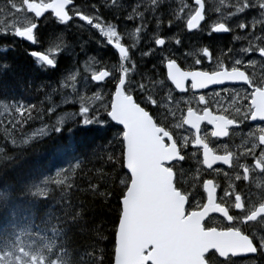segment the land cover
<instances>
[{"label": "trees", "instance_id": "trees-1", "mask_svg": "<svg viewBox=\"0 0 264 264\" xmlns=\"http://www.w3.org/2000/svg\"><path fill=\"white\" fill-rule=\"evenodd\" d=\"M90 1H94L93 5L90 4L93 8L98 5L97 8L101 9L99 0ZM140 2L123 0L124 9L117 13L118 18L123 22L127 14H137L133 8L137 9ZM188 2L193 6V0ZM168 21L166 15L163 24L167 25ZM178 27L184 35L179 31L176 38L200 37L205 41L202 47L210 46L216 55H227L229 52L226 44L229 36L214 34L215 38L209 40L200 31L189 34L186 29L183 30L182 23ZM44 34L43 31L41 36ZM0 47L9 48L0 52V105L10 108L9 113L0 119V186L4 185L0 189L4 193L0 196V253L8 254L18 249L21 233L23 244L33 247L46 264H98L96 256L101 247L105 249L103 264H111L113 231L119 214L118 197L124 186L117 181L127 179L123 167L124 156L119 155L118 142L113 144L110 138L112 134L105 128L92 126L93 131L81 133L78 124L71 122L60 125L63 129L60 134L43 135L28 144H21V140L28 138L38 128L57 123L52 106L59 101L60 74L68 64L66 59H62L64 63L61 67L41 71L28 55L32 47L27 46L30 50L23 51L21 41L10 46L5 40H0ZM96 54L105 64H108L107 57H116L114 52L111 56ZM142 62L148 68L152 67L150 59H142ZM7 65H11V68L3 74ZM153 66H157L154 71L161 73L159 59L153 61ZM141 70L139 73H142ZM29 82L32 87L28 86ZM39 84L43 87L34 90L35 85ZM16 101L35 105L33 115L36 116L39 110L41 118L13 129L8 120ZM71 133L75 146L73 155L78 158L79 164L69 172L65 182H52L46 191L40 193L39 185L55 170L66 165L58 149L68 143ZM113 151L117 156L115 165L107 158ZM112 168L115 170L110 171ZM101 191L107 193V199L98 194ZM83 253L87 255L83 256Z\"/></svg>", "mask_w": 264, "mask_h": 264}, {"label": "snow or ice", "instance_id": "snow-or-ice-1", "mask_svg": "<svg viewBox=\"0 0 264 264\" xmlns=\"http://www.w3.org/2000/svg\"><path fill=\"white\" fill-rule=\"evenodd\" d=\"M111 6L113 8H119L124 9V4L121 2V0H110ZM28 5H32L33 7H28ZM194 7L189 6L188 4H181L179 7L181 10L184 8L188 9V13L185 16L177 15L176 6L173 3H170L169 0H148L147 4H144L142 7H140L139 12L137 15L140 18L141 26L137 27L136 33L140 34L141 29L143 28L146 30L145 19H148V17H153L156 19V28L154 31H160L161 25L163 24V16L167 13L170 17L169 22L167 24L168 29L170 30V36H176L177 32L181 31L178 27L179 24H183V30H187L188 32H192L193 30H199L201 33H205L206 37L209 40H212L215 38L214 34H227L230 32H234L235 29L244 30L243 36L235 35L233 38L236 41H239L241 39L248 40L247 47H243L241 51L243 53H250L252 51L258 53L259 57H261V60L259 63L264 65V44H261V41H264V0H242V3H239V7L236 8L234 4H230L229 9L230 11L227 12L224 22H214L212 19L207 17L205 13V6L203 3V0H194ZM23 9H21L19 6H17L13 0H10V8L11 11L14 9L16 12L25 10L26 14H32L31 19L28 21V23L23 27H15L13 28L12 34H14L15 37L26 40L27 42L32 43L35 39L34 31L40 27L41 20L47 19L51 14H53L54 6L51 4L50 0H25ZM42 9V11H38L37 9ZM235 9V10H234ZM67 11H70L68 9ZM94 12L96 14H99L100 10L96 6H94ZM133 12H136V9L133 8ZM247 12V16H244L242 14ZM48 13L49 15H45ZM119 13V12H117ZM239 18L236 19L233 23H228V20H230L232 17L238 16ZM99 15V19H100ZM257 17L259 18L257 20ZM25 19L27 16L24 17ZM71 16L68 17L67 20H64L61 18V23H68L69 20H71ZM126 19L128 20H134L136 19V15L128 14L126 16ZM101 20V19H100ZM175 21V23H174ZM257 23H259V31H256L257 29ZM195 24V27L192 25ZM117 35H121L120 32L117 31V27L114 29ZM26 33V34H25ZM253 34H255L253 36ZM122 39V37H121ZM166 42L169 44V42L172 43V40L169 37H156L154 40H152V43L154 44V47L148 50H145L142 52L143 56L152 57L157 56L159 58V64L161 66V79L159 80L160 87L168 92V100H173L174 96L173 93L177 90L179 93H185V92H192L193 96H198V103L203 104L204 107L202 109L198 110L199 115H203L205 110L212 112L210 105L206 101L207 92L203 91H193V90H209L213 94L218 95L220 91H228L230 95H232V88L229 87L227 89H217L215 87L211 86H221L225 84L230 85H240L244 88L243 94L238 97L240 107L236 108V112L240 113V115L243 117V119H237L233 118L231 116H228L230 123L228 128L223 131L221 134L213 135L212 137L215 138H227L230 136V130L231 126L236 125L239 126L242 123H245L247 121H260L264 122V116H257L255 114V109L253 108L255 96L258 91L264 92V80H257L254 79L255 72L249 73L248 66H255L257 63L256 60L252 58V56H248L247 60H244L242 58L232 59L231 63H228L225 60L219 59V56L215 54L214 51L210 50V46L203 47L202 55L196 54L191 57V63L190 64H183L179 63L176 58H173V49H168L166 47ZM254 42H259L258 44L253 47L252 45ZM175 44L179 46L181 44V39L177 38L175 39ZM111 47V44L109 45ZM115 52L118 54V71L113 70H104L103 72L106 73V76L103 79L95 78L94 75L91 76V80L94 82H97V84L100 87H103L107 95H104L103 97L98 93L96 96V99L98 103L95 106H81L79 108V111L76 113V116L79 117V119L73 120L74 123L78 124V129L81 133H88L93 131L92 126H99L101 128H105L108 132H110L111 140L113 144L118 142L119 146V155L124 156L127 152V138L128 135H130V128L127 126L124 122L118 121L113 118L112 116V102L113 99L117 93V90L122 87V91L125 95L131 96L134 103L138 106V108L145 113H148L153 120V122L156 124L159 128H164V121L161 119L162 116L165 118L168 115H175L174 112L172 113H161L160 112V104L161 101H158L157 98L153 97L152 93L148 91V85L142 82V79H136V74L131 75V77H134V79L131 80V82L126 81L123 86L120 84V78L122 75V71L120 68V64L123 62L122 58L120 57V53L115 49ZM35 50H32L29 52V55H32V52ZM228 51H231L229 48ZM187 60L188 57H185ZM59 58L56 59H46L44 63H41L39 61H36V66L41 71H48L49 69H55L57 67ZM215 61V62H214ZM170 63H176L180 66V68L184 71H198V72H204L207 71L209 73L215 71L226 69L228 72H240L242 73V77L236 78V79H227V80H221L209 85H206L203 88H193L191 79L188 80L186 86L184 89L177 88L176 84L173 82V80L169 76V69L168 65ZM128 69L132 68L135 69L136 65L134 64H127ZM203 65V67H200ZM11 65H7L6 70L3 74H6L8 72L7 69H10ZM101 71H98L96 74L100 73ZM130 76L129 72L126 74ZM139 76L143 77V73H139ZM153 78L155 79V74H153ZM29 87H32L31 82L28 83ZM111 86V88H109ZM41 87H43L42 84L35 85L34 90H39ZM201 97L204 99L201 100ZM156 106V112L155 114H150L151 109L149 106ZM196 111L193 107L189 106L186 110V116L188 114V110ZM33 110H35V105H29L27 103H23L21 101H16V106L13 108V114L10 116L8 120V124L15 129L17 126H23L28 124L29 121H33L37 118H41V114L39 110H37V115H33ZM223 111V109H221ZM46 114V113H45ZM213 115H220V114H214ZM184 118V117H183ZM207 123V125L212 126V133L216 132V125L209 120L205 119L201 121L200 124V131L199 135H201V126L203 123ZM62 123V122H61ZM189 126V125H188ZM253 127H255L253 125ZM190 128L194 131L196 129L194 127ZM165 131H169L168 128L164 129ZM63 131L62 127L59 123H53L47 128H41L39 130L40 135H49L52 134H60ZM171 135V133L169 132ZM33 135H36L34 133ZM251 135V133H250ZM174 139V137H173ZM109 142V139L106 141V143ZM165 144H170L171 141L168 139V137L164 138ZM194 148H201L203 147V142L200 144H193ZM189 147V144L184 143V139L180 140L177 143V149L184 148L185 152L187 148ZM210 147V145H209ZM212 148V147H210ZM60 150H68V151H74L75 146L69 140V142L66 145H62ZM213 150V148H212ZM185 152H179L177 154V157L175 160L170 162L168 164L169 167H173V172L175 174L176 166L180 167L181 162L185 161L186 156ZM213 153L216 154V152ZM219 156V159L216 160L214 164H207V169H213V166L216 164H222L227 166L229 169H242V171H237L235 173V180L236 181H247L249 180V174L253 170H258V172L262 175H264V126H262L259 129V132L254 135V138L250 143H248L243 151H237L235 153V159H234V152L231 150H225V154H216ZM251 158V163H242V160H247L248 158ZM110 161L113 162V165L117 162V156L115 155V151H113V154L109 155L107 157ZM78 159V158H77ZM202 160H203V153H202ZM124 169L127 173V179L126 180H118L117 182L120 184H123V188L121 191L120 196L118 197V205H119V214L117 221L115 223V228L113 231V239H112V253H111V264H117L116 259V247H117V236L119 233V227H120V219L123 218L124 213V206L125 201L128 196V190L131 186V178H132V172L130 168L127 166V163L125 162L123 164ZM115 168L110 169V171H114ZM208 179L204 181V183H207ZM212 183L216 185L217 183H214V180H212ZM4 187L0 186V189ZM218 188H216V200L215 203L220 204L222 198L224 197H231V203L232 207L228 208L227 205L221 204V207H224L227 211V216L224 217L226 221L227 227L224 229H217L222 231H236L239 232V234L243 237H245L248 247L242 248L235 251H228L226 253H222L219 249L213 247L210 248L205 254H204V260L206 264H212L213 259L219 261V264H264V212H261L259 215H255V218H252L254 214L257 212L258 209L264 208V203H256L252 197L244 191L240 187V185L232 184L229 186V188L220 190V196L221 199L218 200ZM230 189V190H229ZM203 192L205 195V202L200 203L198 200L192 201V211H196L197 209L202 210L204 205L207 204L208 201V194L207 191L203 189ZM99 195L105 196L107 199V193L101 191L98 193ZM3 191H0V196H3ZM188 207L186 206L185 215H188ZM214 214V213H210ZM209 214V215H210ZM215 214L221 215V213L217 212ZM51 215V213H49ZM255 225L257 228V232L259 235H257V232L253 231H245V229L250 228L252 225ZM205 231H208L209 229L205 225L204 227ZM105 249L103 247L100 248L98 256H96L98 260V264H103V261L105 259ZM94 254V253H93ZM87 255V253H83V256ZM239 258V259H237Z\"/></svg>", "mask_w": 264, "mask_h": 264}, {"label": "water", "instance_id": "water-1", "mask_svg": "<svg viewBox=\"0 0 264 264\" xmlns=\"http://www.w3.org/2000/svg\"><path fill=\"white\" fill-rule=\"evenodd\" d=\"M73 3V0L51 1L54 6V16L59 20L61 18L67 20L69 17L67 9ZM28 7L33 6L28 5ZM37 10L42 11L39 8ZM192 26L195 27V24ZM33 43L34 40L30 44ZM111 46L120 53L122 59L128 55L125 47L118 44H111ZM32 56L42 61L50 59L43 53H33ZM168 69L170 78L179 89H184L189 79L192 81L193 88L199 89L221 80L240 78L243 75L236 71L228 72L226 69L214 74L198 71L185 72L176 63H170ZM105 76L106 73L101 72L94 77L103 79ZM124 83L125 76L120 82L121 86ZM228 85L230 84L211 87ZM193 91H207V89ZM253 108L257 116H264V92H257ZM112 116L130 128L124 163H127L132 172L131 186L128 190L117 236V264H201L204 263V254L210 248L215 247L222 253H226L248 247L246 239L239 234L226 237L220 232L203 230V222L213 215L210 213L219 212L221 216L226 217L224 210L216 208L215 196L210 187L207 190L209 198L205 208L200 212L192 213L184 221L182 220L187 200L186 198L179 200L175 198L177 194L173 187L174 176L167 168L168 164L175 160L179 150L171 135L157 127L150 115L140 110L131 96L124 94L122 87L117 90L113 99ZM205 119L209 120L207 117L195 116L193 112L187 114L185 126L189 129H191L190 126L196 129V131L193 130L196 135V144L201 143L200 124ZM218 126L216 125L214 135L226 130ZM165 137L171 141L169 147H166L164 143ZM202 148L203 165L207 168L206 165L214 164L219 156L214 155L212 150L204 144ZM220 165L222 164L218 163L213 168ZM261 212H264V208L257 215ZM151 248L152 252L145 255Z\"/></svg>", "mask_w": 264, "mask_h": 264}, {"label": "rangeland", "instance_id": "rangeland-1", "mask_svg": "<svg viewBox=\"0 0 264 264\" xmlns=\"http://www.w3.org/2000/svg\"><path fill=\"white\" fill-rule=\"evenodd\" d=\"M144 1V3H143ZM235 0H205L206 2V13L208 15L211 14V19L214 22H224V18L228 12L227 9L232 4ZM13 2L19 6L21 9L24 8L23 6V0H13ZM170 3H173L177 8V15L180 16H185L188 13V9L184 8L183 10L180 9L181 4H189L187 0H169ZM237 2V4H236ZM242 3V0H236L233 4L237 6L236 8L239 7V3ZM143 3V4H142ZM148 0H142L140 4L137 6L138 8L136 9L135 13H138L140 10V7H142L144 4H147ZM142 4V5H141ZM191 6V5H190ZM194 7V6H193ZM10 8V0H0V40H5L7 43H10L11 46H15L19 44V39L12 34L13 28L21 27L23 28L28 21L31 19V16L29 14H26L25 10H21L16 12L14 9L11 11L9 10ZM225 8V9H223ZM235 10V9H234ZM179 11V12H178ZM230 11V9H229ZM80 16L86 17L88 20L92 21L95 26V28L91 27L88 23L84 22L81 20L80 16H76V22L73 25L74 29H76L77 37L74 40L69 39V35L66 32H62L61 35L56 37L55 39L51 40V43L47 49V55L51 57V59H56L60 57H67L70 58V64L66 67L64 74L61 77L60 80V89H61V97L59 98L58 103L54 102L56 106L53 104L52 108L54 109V114L56 116L55 120L57 123H59L61 126H65L67 124H70L73 122L74 118L79 119L78 116H76V113L79 111V108L81 106H95L98 101L96 99L97 94L99 93L102 97L104 95H107L103 87L97 86L93 83L91 80L92 75H96L98 72V67L100 66V59L98 55H91L89 51H86L87 47H91L94 49L95 52L101 53L100 50V45H104L105 40H103V36L106 37L107 39L111 41L118 42L120 44H123L127 46L128 51L130 52V56L123 60V62L120 64L121 71L126 75L128 72L130 76H127L128 82H131L134 77H131V75L136 74V78H141L139 74V69H142L143 77L146 78L145 81L143 80V83H147L148 85V91H150L153 95V97L157 98L158 101H161V108L165 107L169 109L172 112L175 113L174 117L179 116L180 114H177L178 111L185 106V104L189 105L192 104V102H196L195 100L186 97H182L178 99L175 96V93H173L174 99L173 100H168V92L160 87L159 80L161 78L157 77L156 74L158 72L154 71L156 67L153 69L146 68L145 64H142V57L143 58H148L147 56H143L141 53L145 50L151 49L154 47V44L152 43V40H154L156 37H169L172 40V43L169 42L167 44L166 42V47L168 49H173V53H177L178 47L175 44V36H170V31L167 27V25H161L160 31H154L156 28V19L153 17H148V19H145V24L146 25V30L143 28L141 29V33L137 34L136 33V28L141 26V21L139 16H136V19L131 20L130 24H127L129 21L128 19H125L122 22V30H120L119 25H112V24H107L104 20L99 19L97 17V14L87 16L85 14L79 13ZM180 13V14H179ZM247 13V12H246ZM245 14V16H247ZM182 14V15H181ZM242 14V15H244ZM96 15V16H95ZM133 15V14H132ZM165 15H168L167 13ZM165 15L163 16L162 19H165ZM27 16L25 19L24 17ZM97 17V18H96ZM235 18V19H234ZM239 18L238 16L232 17L231 20H228V23H233L236 19ZM168 19H170L168 15ZM234 19V20H233ZM259 18H257L258 20ZM50 19L45 20V24H49ZM233 20V21H232ZM154 21V23H153ZM134 22V23H132ZM148 22L150 24H148ZM175 23V21H174ZM135 25V26H134ZM117 27V31L120 32L121 35H117L114 29ZM256 31H259V23H257V29ZM244 30L240 29H235L234 33L236 35L243 36ZM241 33V34H240ZM8 35V36H7ZM255 34H253L254 36ZM122 37V39H121ZM93 39H96L99 41L97 43ZM174 40V41H173ZM242 41V42H241ZM232 43H236L237 47L229 56L230 59H227L228 63H231L232 59L237 58H242L244 60L248 59V56H252L254 60L257 61L258 53L254 51L250 53H243L241 49L243 46L247 47L248 45V40H239L236 41L234 38L231 39ZM15 43V44H14ZM241 43V44H239ZM245 43V44H244ZM259 42H254L252 45L255 47V44H258ZM14 44V45H13ZM100 44V45H99ZM243 44V45H242ZM261 44H264V41H261ZM54 46V47H53ZM3 48V49H2ZM130 49V50H129ZM141 49V50H140ZM8 48L6 49L5 47H1L0 51H7ZM236 51V52H235ZM140 52V53H139ZM237 54H235V53ZM133 54V55H132ZM179 54L181 52L179 51ZM201 53L197 52V49H191L185 51L184 54L178 55V58H183L184 60L185 57H188L187 64L191 63V57ZM60 55V56H59ZM190 55V56H188ZM222 54H219V56ZM235 56V57H233ZM82 59V60H81ZM141 60V61H140ZM134 64L136 65L135 69L132 68H127V64ZM141 63V65H140ZM139 64V65H138ZM144 65V66H143ZM138 66V67H137ZM70 67V68H69ZM118 69V64L116 65ZM256 68H261L257 63L255 64ZM153 70V71H152ZM222 70V68L220 69ZM141 73V72H140ZM81 74V75H80ZM153 74H155V79L154 78H149L150 76L153 77ZM146 75V77L144 76ZM90 76V77H88ZM66 77V78H65ZM73 77V78H72ZM71 81V83H70ZM90 81V82H89ZM148 81V82H147ZM75 82V83H73ZM65 83V84H64ZM87 84V86H86ZM69 85V86H67ZM72 86V87H71ZM87 88V89H86ZM97 88V89H96ZM151 90H150V89ZM86 89V90H85ZM63 90V91H62ZM63 93V94H62ZM240 96L239 94H234L232 98L233 104L235 102H240L238 97ZM203 100V98H201ZM213 101L212 99H210ZM219 103H225L226 99L225 96H220V98L217 100ZM214 102V101H213ZM3 106V107H1ZM58 106V107H57ZM154 106V105H153ZM56 107V108H54ZM63 107V108H62ZM69 107H75V109H71ZM65 108V110H64ZM61 109V110H59ZM156 109V106H155ZM10 108L5 105H0V119L3 117L5 114L9 113ZM177 111V113H176ZM57 113V114H56ZM173 116V115H172ZM62 122V123H61ZM41 129V128H40ZM36 130L34 133L36 135L34 136L33 134L30 136L32 138H26L21 140V144H28L32 142L34 139L39 138L41 135L39 134V130ZM176 131L180 136H182V140L184 141L189 139L190 133L189 129H187L184 125L180 124L179 126L175 127ZM252 135L254 136L255 134L252 132V134H249L248 139L252 141ZM35 137V138H34ZM29 139V140H28ZM69 140L72 141V133L69 136ZM29 141V142H28ZM61 149V148H60ZM58 149L59 155H62V157L65 159L66 165L63 166V168L57 169L55 172L50 174L44 182L39 185V192L42 193L45 191L47 186H49L50 182H56V183H61L65 182L66 178L69 174V172H72L78 163V159L76 156L72 154L73 151H68V150H60ZM66 155V156H65ZM69 165H68V164ZM74 166V167H73ZM67 170V171H66ZM64 176V177H63ZM42 260V259H41ZM40 258L38 257V252L35 251L33 247L30 245L27 246L23 244L22 238H21V233L18 238V249H16L14 252H10L8 254H1L0 253V264H46L44 260L41 261Z\"/></svg>", "mask_w": 264, "mask_h": 264}, {"label": "flooded vegetation", "instance_id": "flooded-vegetation-1", "mask_svg": "<svg viewBox=\"0 0 264 264\" xmlns=\"http://www.w3.org/2000/svg\"><path fill=\"white\" fill-rule=\"evenodd\" d=\"M51 1H53V0H50V2ZM81 1H82V4H81ZM122 1L123 0H121V2ZM140 1H142V0H140ZM73 2H74L73 5L70 8H68V9H70V11H67L68 15L72 17L70 20V23H68V24L61 23L60 20L54 16V14H51L47 18V19H50L49 24H45L46 19H42L40 27L34 31L35 39H34L33 44H30V43L24 41L23 39H21V50L28 51L30 49H28L27 46H30V47H32L33 50H36V51H33L32 54L33 53H43V54L47 55L46 54L47 49L51 43V40L55 39L56 37L61 35L62 32H66V31H67L66 33L69 35L68 38L71 40H74L77 37V35H75L77 33L76 32L77 30L74 29L73 25L76 22V19H77L76 16H80V14H78L77 12L85 14L87 16H91V15H94L96 13L94 12V8L91 5H89V4H92L94 1L91 2L90 0H73ZM24 4H25V0H23V6H24ZM87 4L90 7V9H88L89 7L87 6ZM84 5H85V8H84ZM99 5L101 6V9H100L99 14H97L98 17H99V15H101L100 18L102 20H104L107 24L119 25L120 30H122V21L117 16V12L120 13L121 9H119V8L111 9L112 6L110 3V0H99ZM86 6H87V8H86ZM24 7H26V6H24ZM29 15L32 16V14H30V13H29ZM46 15H49V14L47 13ZM135 15H137V14H135ZM207 17H208V15H207ZM80 18L84 22L91 25V27L95 28L96 25H94L92 21L88 20L84 16H80ZM130 22H131V20H129L127 22V24H130ZM132 23H134V22H132ZM148 24H150V23L148 22ZM43 31L45 34L43 36H41V33ZM197 31H199V30H196L195 32H197ZM195 32H188V33L193 34ZM70 34H71V36H70ZM215 35H217V36H229V39L226 41V44L228 45V47L230 49H232V51L228 52V54L225 56L224 55L219 56V58L221 60L227 61V59L228 58L230 59V57H231L229 55L237 47L236 43H232V42L230 43V40L236 34L234 32H230L227 35H218V34H215ZM197 38L190 39V40H189V38L181 40L182 45L181 44L179 45V49H178L177 53H173V58H176L179 63H183V64L187 65L188 59L184 60L183 59L184 57L178 58L177 56L184 54L185 51H187V49L191 50L193 48L197 49V52L202 53L201 52V51H203L202 44H204L205 41L203 42L200 37H197ZM175 39H176V36H175ZM93 40L96 41L97 43H99V41H97L96 39H93ZM103 40H105L106 43H104V45L99 44L101 53L107 54V56H111V54H113V52H114L116 57L115 58L107 57L106 61L108 62V64H105L106 62H104V61L100 62L101 64L98 67V71H101V72H103L104 70L118 71V69L116 67V65L118 64V54L113 49L114 47H112V46L110 47L109 45L110 44H118V45L123 46L127 49L128 55L124 59H122V61L127 59L130 56V52L128 51L127 46H125L123 44H120V43L115 42V41H111L104 36H103ZM198 41H199V43H198ZM183 45L185 48L183 47ZM109 49L111 50V52H107V50H109ZM93 50L94 49L90 48V47L86 48V51H89V53L91 55L96 56L97 52L95 53ZM179 51L181 52V54H179ZM29 52L30 51H28V55H29ZM29 57L31 58L34 66H36V61L44 63V61L36 59L32 55H29ZM258 57H259V55H258ZM103 58L104 57H102V59ZM156 58H157V56H152V57H148V58L142 57V59H148V60L150 59V63L152 64V67L150 69L154 68L153 61H155V60L157 61L159 59V58H157V59ZM50 59H51V57H50ZM62 59H64V57L59 58L58 63H57V67L58 66L61 67L63 65L64 60L62 61ZM65 59H66L67 64L69 65L70 64V62H69L70 58L65 57ZM260 60H261V57L257 58V64L261 67L260 69L256 68L255 66L254 67L248 66V71H249V73L255 72L254 79L264 80V65L259 63ZM145 66H146V68H148V65H145ZM200 67H203V65H201ZM220 71L221 70H215V71L211 72L210 74H214V73H217ZM185 72H194V71H185ZM204 72L209 73L207 71H204ZM124 76H125V82L128 81L127 76L122 72L120 82L123 80ZM156 76L159 78L161 77L160 73H157ZM141 78L138 77L136 79H141ZM149 78H153V77L150 76ZM94 84L99 86L97 83H94ZM229 87L232 88V93H233L232 95H230V93L226 90L220 91V93L218 95L213 94L209 90L203 91V92H207L206 101L210 105L211 109L213 110V113L214 114H220V115H213L212 112H209L207 110H205L203 115H199L198 110L202 109L204 107V105L198 103V96H193L192 92H185V93H179L177 91L174 92L175 96L178 99L188 96V98H191V99L196 101L195 103L192 102V104H189V105H187V104H185V106L183 105V107L178 111V113L176 111L177 114H180L177 117H174L172 115H168L166 118L164 116L161 117V119L164 121V128H162V129H165V128L169 129V131H165V132L167 134H169V132L171 133V137L172 138L174 137L173 140H174L176 146H177V143L180 140H182V136H180L178 134L175 127L179 126L180 124L185 126V122H186V118H187L186 110H187V107H189V106L196 109V111H193L190 109V110H188V112H193L195 116H199L200 118L207 117L209 120L213 121L214 124L219 125L218 128H220L221 126L223 129L228 128V124L230 123L229 119L227 118L228 116H231V117L237 118V119H239V118L243 119V117L240 115V113L236 112V108L240 107L239 102H235V104H233L232 98H233L234 94L240 93V96H241L243 94L244 88L240 85H235V86L228 85V86L217 87V89L218 90L219 89H227ZM109 88H111V86H109ZM127 96H129V95H127ZM220 96H225V99H226L225 103H222V102L219 103L217 101L220 98ZM201 98H203V97H201ZM210 99H212L214 102L211 101ZM149 107L151 109L150 114H155V112H156L155 106H149ZM221 109H223V111ZM160 112L161 113H171V111L169 109H167L165 107L161 108V106H160ZM253 125L255 127H253ZM262 126H264V122L263 123H252L251 121H247L245 123L240 124L239 126L233 125L231 127L229 137H227V138H215V137H212L214 135V133L211 134V131L213 130L212 127L207 125V123L205 122L201 126V135L202 136H200V140L209 149L212 150V148H213V150H214V152H216V154H225V150L233 151L234 152V159H235V153L237 151H243L244 147L248 143L251 142V140L248 139L249 134L250 133L252 134V132L254 134L258 133L259 129ZM189 133H190L189 139L184 141V143L186 145L189 144V147L187 148L186 152H185L184 148L179 149V152H185V156H186L185 161L181 162L180 167L176 166L175 174L173 172V167L167 166L168 170L171 171L173 173V176H174V186L173 187H174L175 194H177V195H175V198L178 200L181 198H186V200H187L186 206L188 207L189 214L185 215V211H186V208H185L184 216L182 218L183 221L187 217H189L192 213H196V212L201 211L200 209H197L196 211L191 210L192 201L198 200L200 203H204L206 194L203 192V189L207 191L209 187L212 188V193L215 196L216 188H217V186H219L217 196H218V200H220L221 199L220 190L229 188V186L232 184L240 185V187L242 189H244L246 194L250 195L256 203H264V175L260 174L258 172V170H253L249 174V180H247V181H236L235 180V173L237 171H242V169H229L225 165L216 166L213 169L205 168L203 165V160H202L203 148L202 149L201 148H194L192 146L193 144H196V135H195V132L191 129L189 130ZM220 133L221 132H219V134ZM240 137L242 138V140H240L241 139ZM253 138H254V136L252 135V139ZM209 145L212 148H210ZM169 146H170V144H166V147H169ZM238 146H241V147H238ZM236 147H238V148H236ZM213 150H212V152H213ZM216 154H214V155H216ZM216 156H218V155H216ZM245 162L250 164L251 158L249 157L246 161L242 160V163H245ZM207 179H208V182L204 183V181H206ZM212 180H214V183H217V184L214 185L212 183ZM207 194H208V191H207ZM208 198H209V194H208ZM215 200H216V196H215ZM207 203H208V201H207ZM221 204H225L228 206V208H231L232 207L231 197L222 198L220 204L215 203L216 208L217 209L219 208V210H224V212L227 216V211L224 207H221ZM206 205H204L203 209L205 208ZM261 210H262V208L258 209L252 218H255V215H257ZM205 225L209 229L208 231L220 232V233L226 235V237L228 235L233 236L234 234H239V232H236V231L217 230V229H224L227 227L224 216H221L219 214L214 213L213 215L209 216L202 224L203 230H204ZM248 230L253 231V232H257V228L254 224L250 228L245 229V231H248ZM208 231H205V232H208ZM257 235H259L258 232H257ZM243 238H245V237H243ZM152 250L153 249L151 248L148 252L145 253V255H148L150 252H152ZM237 259H239V258H237ZM203 261H204V263H201V264H206V262L204 260V256H203ZM212 264H219V261L213 259Z\"/></svg>", "mask_w": 264, "mask_h": 264}, {"label": "bare ground", "instance_id": "bare-ground-1", "mask_svg": "<svg viewBox=\"0 0 264 264\" xmlns=\"http://www.w3.org/2000/svg\"><path fill=\"white\" fill-rule=\"evenodd\" d=\"M96 1H97V0H96ZM139 1H140V0H139ZM235 1H236V0H235ZM235 1H234V2H235ZM141 2H142V1H141ZM187 2H188V0H187ZM234 2H233V3H234ZM88 3H89V2H88ZM137 3H138V1H137ZM143 3H144V1H143ZM143 3H142V4H143ZM233 3H232V4H233ZM240 3H241V2H240ZM94 4H95V3H94ZM142 4H141V5H142ZM236 4H237V2H236ZM89 5H90V4H89ZM91 5H93V4H91ZM138 5H139V4H138ZM87 6H88V4H87ZM87 6H86V8H87ZM135 6H136V5H135ZM189 6H190V5H189ZM88 7H89V6H88ZM92 7H93V6H92ZM96 7H98V5H97ZM128 7H129V6H128ZM236 7H237V6H236ZM84 8H85V5H84ZM176 8H177V7H176ZM228 8H229V7H228ZM88 9H90V7H89ZM223 9H225V8H223ZM99 10H100V9H99ZM227 10L229 11V9H227ZM230 10H231V9H230ZM206 11H207V10H206ZM178 12H179V11H178ZM207 12H208V11H207ZM121 13H122V12H121ZM132 14H133V13H132ZM179 14H180V13H179ZM206 14H208V13H206ZM123 15H124V14H123ZM181 15H182V14H181ZM246 15H247V13H246ZM95 16H96V15H95ZM109 16H110V15H109ZM165 16H166V15H165ZM210 16H211V14H210ZM244 16H245V14H244ZM97 17H98V16H97ZM97 17H96V18H97ZM118 17H119V16H118ZM123 17H124V16H123ZM209 18H210V17H209ZM257 18H258V17H257ZM234 19H235V18H234ZM234 19H233V20H234ZM230 20H231V19H230ZM233 20H232V21H233ZM166 22H167V21H166ZM168 22H169V21H168ZM153 23H154V21H153ZM229 23H230V22H229ZM163 25H164V24H163ZM169 31H170V30H169ZM177 34H178V33H177ZM181 34H182V31H181ZM240 34H241V33H240ZM182 35H184V34H182ZM232 35H233V34H232ZM238 35H239V34H238ZM242 35H243V34H242ZM7 36H8V35H7ZM234 36H235V35H234ZM184 37H185V36H184ZM181 38H182V37H181ZM186 38H187V37H186ZM186 38H185V39H186ZM174 39H175V37H174ZM187 39H188V38H187ZM197 39H198V38H197ZM182 40H183V39H182ZM189 40H190V39H189ZM243 40H245V39H243ZM173 41H174V40H173ZM187 41H188V40H187ZM241 42H242V41H241ZM2 43H3V42H2ZM198 43H199V41H198ZM230 43H231V40H230ZM256 43H257V42H256ZM14 44H15V43H14ZM14 44H13V45H14ZM185 44H186V43H185ZM239 44H241V43H239ZM244 44H245V43H244ZM181 45H182V44H181ZM242 45H243V44H242ZM255 45H256V44H255ZM255 45H254V46H255ZM4 46H5V45H4ZM10 46H11V45H10ZM202 46H203V45H202ZM220 46H221V45H220ZM53 47H54V46H53ZM183 47H184V45H183ZM243 47H245V46H243ZM0 48H1V47H0ZM12 48H13V47H12ZM12 48H11V49H12ZM178 48H179V47H178ZM184 48H185V47H184ZM2 49H3V48H2ZM6 49H7V48H6ZM8 49H9V48H8ZM200 49H201V48H200ZM223 49H224V48H223ZM225 49H226V48H225ZM129 50H130V49H129ZM140 50H141V49H140ZM187 50H188V49H187ZM234 50H236V49H234ZM93 51H94V50H93ZM223 51H224V50H223ZM223 51H222V52H223ZM227 51H228V50H227ZM227 51H226V52H227ZM231 51H232V49H231ZM231 51H229V52H231ZM0 52H3V51H0ZM4 52H5V51H4ZM91 52H92V51H91ZM94 52H95V51H94ZM201 52H202V51H201ZM235 52H236V51H235ZM235 52H234V53H235ZM92 53H93V52H92ZM95 53H96V52H95ZM95 53H94V54H95ZM139 53H140V52H139ZM218 53H219V52H218ZM218 53H217V54H218ZM223 53H224V52H223ZM141 54H142V53H141ZM201 54H202V53H201ZM227 54H228V53H227ZM235 54H237V53H235ZM132 55H133V54H132ZM59 56H60V55H59ZM188 56H190V55H188ZM218 56H219V55H218ZM221 56H222V55H221ZM224 56H225V54H224ZM231 56H232V55H231ZM227 57H228V56H227ZM233 57H235V56H233ZM219 59H220V58H219ZM81 60H82V59H81ZM140 61H141V60H140ZM69 62H70V61H69ZM141 62H142V61H141ZM143 62L146 63L145 61H143ZM154 62H156V60H155ZM144 63H142V64H144ZM138 65H139V64H138ZM140 65H141V63H140ZM143 66H144V65H143ZM137 67H138V66H137ZM156 67H157V66H156ZM69 68H70V67H69ZM67 69H68V68H67ZM67 69H66V70H67ZM139 70H140V69H139ZM64 71H65V69H63V72H64ZM152 71H153V70H152ZM159 71H160V70H159ZM63 72H62L60 75H63V74H64ZM80 75H81V74H80ZM158 75H159V74H158ZM88 77H90V76H88ZM62 78H63V77H62ZM65 78H66V77H65ZM72 78H73V77H72ZM160 78H161V77H160ZM63 79H64V78H63ZM144 80H145V79H144ZM61 81H62V80H61ZM89 82H90V81H89ZM142 82H143V80H142ZM147 82H148V81H147ZM70 83H71V81H70ZM73 83H75V82H73ZM93 83H94V82H93ZM64 84H65V83H64ZM145 84H147V83L145 82ZM67 86H69V85H67ZM86 86H87V84H86ZM71 87H72V86H71ZM52 88H53V87H52ZM86 89H87V88H86ZM86 89H85V90H86ZM96 89H97V88H96ZM149 89H150V88H149ZM150 90H151V89H150ZM54 91H55V90H54ZM62 91H63V90H62ZM57 92H58V90H57ZM54 93H56V92H54ZM60 94H61V93H60ZM60 94H59V95H60ZM62 94H63V93H62ZM57 95H58V94H57ZM55 96H56V94H55ZM50 97H51V96H50ZM60 97H61V95H60ZM56 98H57V96H56ZM54 105L56 106V104H54ZM1 107H3V106H1ZM57 107H58V106H57ZM54 108H56V107H54ZM62 108H63V107H62ZM69 108H73V107H69ZM59 110H61V109H59ZM64 110H65V108H64ZM70 110H71V109H70ZM9 111H10V110H9ZM53 112H54V109H53ZM54 113H55V112H54ZM50 114H51V113H50ZM56 114H57V113H56ZM5 115H6V114H5ZM5 115H4V116H5ZM54 115H55V114H54ZM1 118H2V117H1ZM68 125H69V124H68ZM40 128H41V127H40ZM38 129H39V128H38ZM70 132H71V131H70ZM33 133H34V132H33ZM33 133H32V134H33ZM32 134H31V135H32ZM240 134H241V133H240ZM243 134H244V133H243ZM31 135H30V136H31ZM30 136H28V137H29V138H32V137H30ZM34 136H35V135H34ZM41 136H43V135H41ZM41 136H40V137H41ZM48 136H49V135H48ZM238 136H239V135H238ZM34 138H35V137H34ZM44 138H45V137H44ZM236 138H237V137H236ZM240 138H241V137H240ZM41 139H42V138H41ZM237 139H238V138H237ZM25 140H26V139H25ZM28 140H29V139H28ZM36 140H37V139H36ZM240 140H242V138H241ZM28 142H29V141H28ZM237 143H238V142H237ZM11 145H12V144H11ZM236 145H237V144H236ZM238 147H241V146H238ZM238 147H236V148H238ZM242 148H243V147H242ZM241 152H242V151H241ZM72 154H73V152H72ZM59 156H60V155H59ZM61 156H62V155H61ZM65 156H66V155H65ZM63 159H64V158H63ZM63 161H64V160H63ZM67 164H68V163H67ZM68 165H69V164H68ZM73 167H74V166H73ZM62 168H63V167H62ZM58 169H59V168H58ZM49 171H50V170H49ZM52 171H53V170H52ZM52 171H50V172H52ZM55 171H56V170H55ZM66 171H67V170H66ZM38 176H39V175H38ZM63 177H64V176H63ZM50 183H51V182H50ZM46 190H47V189H46ZM46 190H45V191H46ZM65 195H66V194H65ZM66 199H67V198H66Z\"/></svg>", "mask_w": 264, "mask_h": 264}]
</instances>
